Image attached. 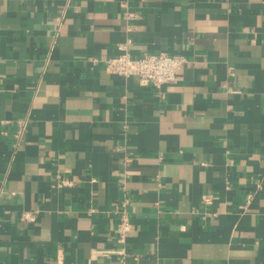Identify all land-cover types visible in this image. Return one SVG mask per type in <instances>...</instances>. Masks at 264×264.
I'll return each instance as SVG.
<instances>
[{
    "label": "crops",
    "instance_id": "0c3cea01",
    "mask_svg": "<svg viewBox=\"0 0 264 264\" xmlns=\"http://www.w3.org/2000/svg\"><path fill=\"white\" fill-rule=\"evenodd\" d=\"M0 264H264V0H0Z\"/></svg>",
    "mask_w": 264,
    "mask_h": 264
},
{
    "label": "built area",
    "instance_id": "2783aa9c",
    "mask_svg": "<svg viewBox=\"0 0 264 264\" xmlns=\"http://www.w3.org/2000/svg\"><path fill=\"white\" fill-rule=\"evenodd\" d=\"M120 53L104 60V66L110 74L129 77L137 76L144 86H154L160 96H164L166 84L176 80L178 71L187 62L182 55H172L165 52L148 53L134 57L128 44L119 46ZM96 61V60H95ZM22 130L25 123H21ZM120 210V221L116 227L118 240L124 242L132 228L127 202L125 201ZM24 219H32L29 212L24 213Z\"/></svg>",
    "mask_w": 264,
    "mask_h": 264
}]
</instances>
